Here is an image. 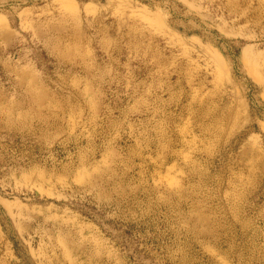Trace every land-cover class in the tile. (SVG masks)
Masks as SVG:
<instances>
[{
    "label": "rangeland",
    "instance_id": "obj_1",
    "mask_svg": "<svg viewBox=\"0 0 264 264\" xmlns=\"http://www.w3.org/2000/svg\"><path fill=\"white\" fill-rule=\"evenodd\" d=\"M0 264H264V0H0Z\"/></svg>",
    "mask_w": 264,
    "mask_h": 264
},
{
    "label": "bare ground",
    "instance_id": "obj_2",
    "mask_svg": "<svg viewBox=\"0 0 264 264\" xmlns=\"http://www.w3.org/2000/svg\"><path fill=\"white\" fill-rule=\"evenodd\" d=\"M259 7H260V6H259ZM249 8H250V7H249ZM9 112H10V111H9ZM6 120L8 121V120H9V118H7ZM6 123H7V122H6ZM8 123H9V121H8Z\"/></svg>",
    "mask_w": 264,
    "mask_h": 264
}]
</instances>
